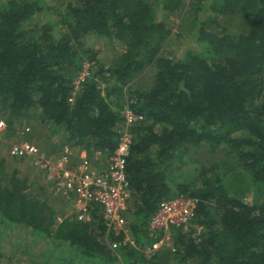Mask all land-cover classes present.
Listing matches in <instances>:
<instances>
[{
  "label": "trees",
  "instance_id": "1",
  "mask_svg": "<svg viewBox=\"0 0 264 264\" xmlns=\"http://www.w3.org/2000/svg\"><path fill=\"white\" fill-rule=\"evenodd\" d=\"M187 2L67 0L56 18L47 0L0 2V112L10 140L36 117L52 132L49 139L63 135L56 149L75 145L91 157H110L121 141L124 107L144 116L129 127L126 166V217L136 245L107 233L96 205L89 221L75 213L58 221L65 209L53 200L60 196L50 198L3 158L0 264L20 255L19 245L4 243L8 231L43 244V264H264V0ZM183 10L180 26L201 51L176 58L164 51L173 33L168 21ZM236 18L238 28L222 24ZM88 37L121 42L119 55L110 64L98 61V51L85 47ZM86 65L91 77L74 95ZM149 68L152 84L134 88L131 81ZM193 148L223 153L221 166L184 172L179 164ZM8 155L20 160L10 148ZM179 196L194 201L192 223L173 228L172 245L148 257L146 247L157 240L150 219Z\"/></svg>",
  "mask_w": 264,
  "mask_h": 264
},
{
  "label": "built area",
  "instance_id": "2",
  "mask_svg": "<svg viewBox=\"0 0 264 264\" xmlns=\"http://www.w3.org/2000/svg\"><path fill=\"white\" fill-rule=\"evenodd\" d=\"M90 65H86L74 81L76 95L83 84L91 77ZM72 101V99H71ZM125 125L121 131L119 147L107 157L95 152L91 157L86 149L75 145H66L61 152L45 160L41 157L38 145L19 140L10 146V154L20 159H37V169L44 170L55 196L73 201L74 213L81 221H89L90 213L95 205L99 206L107 233L125 235L121 242L124 245H136L129 234L127 215L132 200L131 184L127 175V158L131 148V133L129 127L144 120V116L133 112L128 106L122 110ZM7 131L5 120H0V134ZM39 167V168H38ZM195 217L194 201L188 197L179 196L163 203L152 216L148 227L154 239L145 252L152 255L164 246L172 245L171 232L173 228L185 229ZM198 231L201 230L197 227ZM120 246L114 243L113 249Z\"/></svg>",
  "mask_w": 264,
  "mask_h": 264
},
{
  "label": "rangeland",
  "instance_id": "3",
  "mask_svg": "<svg viewBox=\"0 0 264 264\" xmlns=\"http://www.w3.org/2000/svg\"><path fill=\"white\" fill-rule=\"evenodd\" d=\"M3 0H0L2 2ZM48 6L51 7V16L56 18L55 10H60L63 8V5L65 6L67 4V0H47ZM190 0H188L187 5L185 6L188 8L190 5ZM186 11L183 10L181 16L174 17L173 19H170L168 22L171 25L172 28V36L170 37V42L165 48V53L168 56H173L176 58H182L187 53L188 49H192L195 51H201V46L198 44L194 34L191 35L192 31L184 30L180 25L182 24V19L185 17ZM47 20L46 16L43 17V21L45 22ZM222 24H229L231 28H238L240 26V20L236 18L234 22L223 20ZM181 35V36H179ZM121 42L114 41L112 44L107 42V40H96L94 38L88 37L85 43L86 48L94 49L95 51H98L97 59L98 61L104 63V64H110L112 61H114L117 56L119 55L120 49H121ZM155 75V69L149 68L144 73H142L138 78L133 79L131 81V84L134 88H145L152 84V81L154 79ZM3 113L0 112V120L3 119ZM19 130L21 132H18L17 137L10 140V137L7 134V131L0 134V153L3 157L8 154L10 146L18 142L19 140H25L33 142L38 145L39 149L41 150V157L45 160L51 158L56 153L62 150V148L58 149H52L53 143L57 146L60 144L61 140H63V135L57 134L54 136L55 139H57L58 142H52L51 139H49L50 134L52 132L46 127H43L39 120L34 117L31 121L26 120L24 121V125L19 126ZM33 137V138H32ZM32 138V139H31ZM62 146V145H61ZM1 148H4V151L6 152L4 154V151H2ZM48 150H51L50 152ZM53 150V151H52ZM7 158V157H6ZM3 159V158H1ZM0 159V160H1ZM187 160H189L186 164H179L181 168H183L184 172H193L195 167H200L201 165H210V164H217L221 166L223 158V153L221 152H211L210 150H207L206 148H202L197 150L196 148L192 149L190 152ZM8 163L12 164H18V171H20L21 176L25 177L28 176L31 179V184H34V187L37 188L38 186H45V188L48 191L47 196L50 198L56 199V196L52 194L51 192V184L47 181L48 178L44 173V170L38 167L37 169L36 165L38 163L37 159H20L17 163L13 162V159H11L8 155L7 158ZM204 163V164H202ZM177 165V162L175 163ZM178 166V167H179ZM174 169L176 167L174 166ZM181 171V170H180ZM181 171V172H183ZM36 176V177H35ZM35 177V178H34ZM230 178V176H229ZM39 192L35 191V195H38ZM54 205L56 208H59L61 206L65 207L66 211L63 212L62 215H59L57 218L58 221H61L63 217L71 216L73 215V201L68 199H60L58 197V200H53ZM68 209V210H67ZM28 236L26 234L20 233V232H14V231H8L5 235V244L9 245L10 243H15L19 245V256H17L16 259H13L12 262H5L4 264H32L31 260L33 259H41L36 264H43L42 263V249L44 248L43 244H32V241L28 240ZM34 243V242H33ZM28 250V254H24L25 251ZM39 254V255H38ZM149 257V255H147ZM58 259V258H57ZM57 261V260H56ZM56 261H51V264H54Z\"/></svg>",
  "mask_w": 264,
  "mask_h": 264
},
{
  "label": "crops",
  "instance_id": "4",
  "mask_svg": "<svg viewBox=\"0 0 264 264\" xmlns=\"http://www.w3.org/2000/svg\"><path fill=\"white\" fill-rule=\"evenodd\" d=\"M51 141H52V142H57V139L52 138ZM59 146H60V145L57 146L56 144L53 143V145H52V149L55 150V149H56L57 147H59ZM1 149H2V151H4V148H1ZM48 151L50 152L51 150H48ZM52 151H53V150H52ZM5 153H6V152L4 151V154H5ZM6 157L8 158V154L5 155V157H3V156L1 155V153H0V159H1V158H6ZM9 157H10V156H9ZM10 158H11V157H10ZM67 200H68V199H67ZM63 209H65V207H64ZM67 210H68V209H67ZM65 211H66V209H65Z\"/></svg>",
  "mask_w": 264,
  "mask_h": 264
},
{
  "label": "clouds",
  "instance_id": "5",
  "mask_svg": "<svg viewBox=\"0 0 264 264\" xmlns=\"http://www.w3.org/2000/svg\"><path fill=\"white\" fill-rule=\"evenodd\" d=\"M3 120V119H2Z\"/></svg>",
  "mask_w": 264,
  "mask_h": 264
}]
</instances>
